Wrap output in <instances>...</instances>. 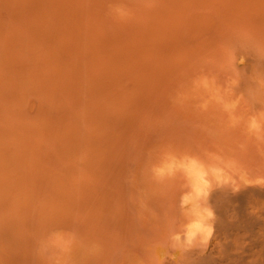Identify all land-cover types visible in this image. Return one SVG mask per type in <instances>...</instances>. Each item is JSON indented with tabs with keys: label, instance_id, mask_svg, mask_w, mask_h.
<instances>
[{
	"label": "bare ground",
	"instance_id": "1",
	"mask_svg": "<svg viewBox=\"0 0 264 264\" xmlns=\"http://www.w3.org/2000/svg\"><path fill=\"white\" fill-rule=\"evenodd\" d=\"M77 1L78 5L73 8L77 7L76 10H79L82 7L79 6L80 2L85 3L86 0ZM91 1L90 3L93 4L96 0ZM104 1L101 4V0L96 1L100 6L97 7L98 3L95 4L96 9L90 4L89 6L93 9L92 7L89 9L88 6L86 7L89 3L87 0L88 3L86 2L85 7L83 6L84 10L86 12L88 9L91 12L94 10L92 14L104 13L101 9ZM64 2L68 3L67 0H0V264H49L41 251L39 252L41 233L50 224L58 223L56 220L63 215L62 221L71 214L77 216L79 209H77L76 201L85 197L87 189H91L88 194L97 193V191L99 193L94 180L92 188L89 189L91 183L86 187L88 181L86 182L84 176L82 177V173H86L85 170L79 172L80 174L71 172L67 176L53 172L44 173L42 176L34 173L41 165H45L47 170L57 166L56 160L47 158L45 161L41 157H56L61 154H71L63 161V165L67 166L70 161H74L75 167L77 164L75 161L80 162L79 159L87 162L94 158L91 162L102 163V167L106 165L108 169V165L118 158L112 163L114 165L112 173H118V176L115 174L117 177L112 181L108 176L110 183L107 182V177L106 181L104 180L105 183H109V186L114 185V190L118 189L114 193V190L108 187L112 189L110 190L113 193L112 196L117 198L106 205L107 212L110 210L113 212L115 223L109 221L107 214L105 234L108 238L114 235L119 251L122 250L123 254L136 253L139 256L141 254L142 258H149L152 264H158V256H167L170 252L171 233L176 230V225L183 223L184 220L182 215L177 214L178 211L181 212L180 207L175 208L167 197L160 198L148 193L151 191L150 188L146 191L147 186L140 184L143 171L141 175L138 174L142 168L147 167L146 164L150 159L153 164L158 161V158H155L158 147L168 143L174 144L173 142L185 143L184 138L188 136L186 135L188 132L192 133V137L197 135L195 134L198 131L197 128L192 126L196 125L197 121L195 122L193 118L190 120L191 117L184 118L178 110L163 105L166 104L165 100L164 102L162 100L163 104L161 100L159 101L161 104L155 103L157 101L152 104L151 98H147L151 101L147 104L144 103L146 99L144 102L143 99L140 102L144 103V106L139 104V107L137 103V107L126 104L131 103L132 90L130 89L137 92L144 89L143 92L146 93V91H154V87H157L155 83L159 86L157 83L161 78L153 84L155 81L152 78L153 70L156 68L152 67L151 71L149 70L152 69L151 66L143 65L146 59L150 61L155 57L153 61H157V65L155 64L157 73L160 68L158 60L162 57L157 58L156 53L159 52L160 55L164 46L163 55L167 56V61L170 58L168 64L166 63L169 65L167 67L169 72L165 73L163 70L161 74L160 69L161 73L158 72V74L160 73L161 77L165 76V80L168 79L167 74L173 73L182 66L187 68L193 63L195 66L199 56L209 57L208 59H211L213 63L221 65V68L225 70L221 68L220 70L224 72L227 69L228 71L232 69L233 72V64H235L239 72V86L235 91L237 97H242L235 114L242 117L241 122L233 127L229 116L227 117L228 114L224 116L221 109L227 122L214 108L216 113H209L210 116L218 115V118L225 121L219 122L220 125L225 124L221 126L215 123L219 127L217 131L220 134L217 135L216 132L217 136L215 135L214 124H212L215 126L214 130L212 128L214 137L212 132L210 134L207 133L208 131L205 132L207 128L203 131L204 126L209 128L207 129L209 132L211 131V125L209 127L207 124L209 122L205 120L201 128L196 125L200 129L197 133L202 132L199 135L201 139L203 138L202 144L199 142L200 139L194 136L189 144L192 151L188 150L184 154L199 156L203 159L205 153L215 148L206 144L212 141L210 138L213 137V140L217 138L221 143L216 144L217 148L214 149L216 152L239 161L251 178L264 177V143L258 142L249 134L246 127L249 115L264 112V87L257 84L258 80H264V0H184L183 8L176 6V4L179 5L180 0L161 1L180 10L179 18L173 17L177 14L176 12L175 14L170 11V16L165 15L168 14V10L162 11L164 4H160L159 1L156 5L163 6L160 11L163 12L162 15H165L163 17L170 18V20L165 19V22L167 20L169 22L166 24L161 18L160 23L157 14L154 16L155 13H152L149 17L151 24L147 18L149 13L146 12L142 16V20L143 17L147 18L146 21H141V25V22L138 23L140 25L138 27L141 29L147 26L148 22L150 25L157 26L159 22L161 27L158 26L164 32L157 30L156 27V30L141 29L140 36L136 34L135 38H131L127 30V33L113 32L111 24L115 21L108 19L103 13V16L98 13L101 16L98 19L96 18L99 16L95 18L93 15V17L97 21H101L102 17L106 18L107 20L104 21L102 18V21L107 25L111 24L105 25V28H102L101 24L99 28L98 23L101 22L96 21V25L92 21L94 19H90L93 23L87 21L91 16H88V19L85 16L87 20L80 19L79 16L82 15L80 12L78 17H74L77 16L73 15L75 9L74 12L70 10L71 14H69L70 11L69 13L66 11L72 8L75 1L71 2L72 5L69 2L70 6H67L69 8L65 7L67 3ZM172 3L175 6H172ZM97 8L102 11L95 13ZM81 9L79 11L83 13ZM71 16L74 20L78 19L71 23ZM156 17L158 22L156 20L157 24H153ZM79 19L80 21L77 22ZM117 23L113 29L125 30L129 26L135 29L136 25L131 24L127 27ZM107 27H110L112 32H109L110 29ZM154 31L157 33L155 34ZM161 32L162 36H159ZM148 34L155 35L154 39L152 37L148 39ZM141 36L142 41L141 39L131 40ZM127 37L130 39H126ZM123 39L126 45L121 47L120 41ZM147 40L153 41V45L147 42L148 45L151 44L150 48L145 43ZM124 41L121 43H125ZM116 44L117 48H114ZM107 57L110 59L112 57L115 61L120 57L126 58L130 64V60L135 61L136 64L133 63V65L139 64L140 66L137 67L140 69L137 67V70L133 67L131 69L126 66L125 74L128 75L127 72L130 70H136L135 72L140 76L130 71L136 75V78L132 75L134 80L125 78L127 81L125 82L123 76L127 75H120L124 80L122 83L121 79L117 80V77H120L118 69H115V75L111 74L114 69V67L111 69L112 66L118 64H113L111 59L112 61L109 62L112 65L107 62V66H111L110 69L107 68L109 78L112 80L110 81L105 72L106 68H101L105 61L110 60ZM240 57L245 58V64L238 63ZM90 60L91 63L93 62L92 65L88 63ZM95 60L103 64L95 65ZM162 61L164 59H161L160 63ZM120 64L122 68L127 65L124 62ZM153 64L151 65L154 66ZM231 74L234 75V73ZM130 78L133 79V77ZM114 79L118 81L117 85H121L120 88H127L123 90V93L128 91L129 98L127 95L120 97L121 93L118 94V89H114ZM165 80L161 81L164 83ZM110 88L111 91H108ZM143 92L139 94L142 95ZM134 93L131 94L135 95ZM96 94L103 96L107 94V97L113 98V103L111 104L108 98L110 102L108 105L106 96L104 102H101L104 98H100L98 102L99 97L95 101ZM147 95L152 96L149 93ZM158 96L160 97V93ZM125 97L127 100L131 98L130 101L127 102ZM132 105L140 111L135 115L136 110L133 108V121H131L133 116L131 117L129 113ZM166 106L170 111L166 109ZM210 111L213 112L212 109ZM104 113L108 114L109 118L104 117ZM141 113L149 115V119L145 116L148 122L141 123L143 118H139L138 122V117L143 116ZM129 115L131 118L128 117ZM126 117L131 120H127ZM210 123H212L211 119ZM228 123L231 125L228 126ZM226 129H229L227 131L229 134ZM191 130L197 131H193L195 132L193 134ZM205 139L208 141L206 144L203 143ZM211 141L210 144L213 145ZM153 148V152L150 153ZM71 156H74L73 159L69 158ZM182 184L178 195L182 194ZM210 203L214 208L217 221L214 237L208 249L172 253L175 259L167 258L164 264H264V185L247 188L241 185V191L235 194L229 187L217 189L211 195ZM87 207L85 208L87 211L89 208L94 209L92 205ZM85 209L82 207L80 212L86 213ZM147 209H150L149 213ZM76 210L77 213L74 212ZM173 219L176 224L172 223ZM24 237H27L25 240L27 246L24 243ZM111 238L110 241H112ZM114 240L112 245L115 243ZM117 244H115L116 247ZM12 249H14V255H12ZM24 250H26L25 253ZM109 257L105 264L113 263L114 257H110L111 259Z\"/></svg>",
	"mask_w": 264,
	"mask_h": 264
},
{
	"label": "rangeland",
	"instance_id": "2",
	"mask_svg": "<svg viewBox=\"0 0 264 264\" xmlns=\"http://www.w3.org/2000/svg\"><path fill=\"white\" fill-rule=\"evenodd\" d=\"M68 1V3L67 2H64L66 5H65V7H67V6H70V5H72L71 4V2H74L75 1V3L77 2V4H73L72 5V8H73V6H75V5H78V1L77 0H71V2L69 1V0H67ZM81 1V0H80ZM79 1V2H80ZM93 1V0H92ZM91 1V2H92ZM96 1H99L100 2V0H96ZM95 1V2H96ZM104 0H101V2H100V4L103 2ZM159 1L161 2V1H163V0H105L104 1V3H103V5H101V9L102 10H104V13L103 14H105L107 17H108V19H111L112 21H115V23H120L122 26H127L128 27V25H131V24H136L135 26L134 25H132V26H134V28L135 29H132L130 26L128 27V28H126L125 30L124 29H113L114 28V26H116L115 25V23L113 24V22L112 21H110V22H112V24H113V26H112V24L111 23H108V22H106V23H108L109 25L111 24V29H112V31L114 32V31H120V32H126V30H127V32H129V36L131 37V38H135L136 36H134V35H136V34H138L139 36H140V30L141 29H148V30H150V29H154V30H156V28H157V30H159L160 29V31H163V29L161 30V28H159V26L161 27V25H159V22L160 21H162V19L161 18H163L164 19V21L163 22H165V19L167 18L168 20H170V18L169 17H163V16H165V15H167V16H170L171 14L169 13L170 11H171V13L172 12H176L175 14V16H173V17H177V18H179V15H178V13L180 14V10H177V9H175V8H173V7H171V5L169 4H164V3H160V4H164V8L162 9V11L163 10H168V14H165V15H162V13L163 12H161L160 11V9L163 7H160L161 5L159 4V5H156L157 3H159ZM165 1H169V0H165ZM171 1V0H170ZM174 1V0H173ZM175 1H177V0H175ZM179 1V0H178ZM69 2H70V5H69ZM82 2H84V0L82 1ZM86 2H87V0H86ZM85 2V3H86ZM89 2V3H88ZM88 4L86 5V7L88 6V8L89 7H92V6H89L90 4H92V3H90V0H88ZM93 2V6L95 5V4H97L98 2ZM85 3H81L80 2V4H79V6H84L85 5ZM166 3V2H165ZM169 3H171V2H169ZM175 3V2H174ZM99 5V3L97 4V7H100V6H98ZM96 6V5H95ZM94 6V8L96 9V7ZM172 6H175V5H173V3H172ZM176 6H178L177 8H179V7H181V8H183V6H185V2H184V0H183V2H181V0H180V3H179V5H177L176 4ZM81 7V8H82ZM85 7V6H84ZM83 7V9H81L82 11H83V13L81 12V11H79V10H76L77 9V7L76 8H69V7H67V8H69V9H67L68 11H66V9H65V11L66 12H68L69 13V11L70 10H73L72 12H74V9L77 11H75L76 12V14H74L73 13V15H77V16H74V17H78V15H79V12H80V14H82V15H80L79 17H80V19L81 18H84V19H86V17L85 16H87V19H88V16H91L90 18H89V20H87V21H89L90 23L93 21V22H95L96 23V21L97 20H95L94 19V17H93V15L95 16V18H96V16H99V17H97L96 19H98V18H100L101 16H103V14L101 13V12H98V11H100L98 8H97V11H95V13L96 12H98V13H100V14H102L101 16H100V14H92L93 12H94V10L91 12V10H87V12L84 10L85 8ZM103 7H104V9H103ZM159 7V8H158ZM123 9V10H125L126 11V13H127V15L126 16H124V17H121L120 15H118L117 14V12H116V9ZM92 9H93V7H92ZM101 10V11H102ZM71 11H70V13L69 14H71L72 13ZM146 12H148L149 13V16H147V18L149 19V17H150V15L152 14V13H155L154 14V16L156 15L157 17H159L160 19H159V22H158V20H157V17H156V19L153 21V24H157L155 21L157 20V22H158V27L157 26H153V25H150L149 24V22H148V25L147 26H143V27H141V29L138 27V26H140L141 24H142V22L141 21H143V20H145L146 21V19L143 17V20H142V16L143 15H145V13ZM90 13L92 14V15H90ZM165 13H166V11H165ZM84 14H86V15H84ZM182 14V13H181ZM104 15V16H105ZM152 16V15H151ZM72 17V16H71ZM73 18V17H72ZM72 18H70L71 19V23H73V22H75V20L76 19H78V18H75V20H74V18L72 19ZM102 18H104V17H102ZM102 18L100 19L101 21H99V22H101V23H98V21H97V23H98V27L100 28V26L102 27V28H105V25H107V24H105V22H103L104 20H107L106 18H104L103 19V21H102ZM80 19L79 20H77V22L78 21H80ZM92 19H94V20H91ZM152 19H154V17L152 18ZM151 20V18L149 19V21ZM167 20V22H169ZM92 22V23H93ZM104 23V25H103V23ZM141 22V23H140ZM151 22V24H152V21H150ZM155 22V23H154ZM167 22H165L166 24H167ZM94 23V24H95ZM97 23H96V25H97ZM117 23V24H118ZM138 23H140V25L138 24ZM161 23V22H160ZM99 24H101V25H99ZM147 23H145V25H146ZM164 24V23H163ZM166 24H164V25H166ZM169 24V23H168ZM95 25V27H97ZM109 25H107V26H109ZM119 25V24H118ZM122 26H120V28H122ZM167 26V25H166ZM156 27V28H155ZM108 29H110V27H107ZM106 28V29H107ZM116 28H119V27H116ZM123 28H125V27H123ZM111 29L109 30V32L111 31ZM139 29V30H138ZM166 29V27L164 28V30ZM132 30V31H131ZM134 30H135V32H137V33H135L134 32ZM142 30V31H143ZM111 31V32H112ZM141 31V32H142ZM108 32V31H107ZM126 32V33H127ZM139 32V33H138ZM155 32V31H154ZM164 32V31H163ZM149 33H152V31H149ZM157 32H155V34H156ZM153 34V33H152ZM160 34V33H159ZM164 34V33H163ZM137 35V36H138ZM142 35V34H141ZM149 35V34H148ZM132 36H134V37H132ZM147 36V35H146ZM159 36H162V32H161V34L159 35ZM130 37L128 38H126V39H130ZM148 37V36H147ZM153 38V37H155V35H149V37H148V39L149 38ZM139 39H141L140 41H142V36L139 38V37H137L136 39H131L132 41L133 40H136V41H138ZM154 39V38H153ZM153 39H151V40H153ZM121 41H124V39L123 40H121ZM121 41H120V45H121V47H123L124 46V44L126 45V41H124L125 43H121ZM150 42V40H147V41H145V43L147 44V42ZM150 43H152V45H153V41H151ZM117 44H119V43H117ZM117 44H116V46L114 47V48H117ZM149 44V43H148ZM147 44V46H149V48L151 47V44L150 45H148ZM115 45V44H114ZM119 45V46H120ZM118 46V47H119ZM160 49H161V47H159ZM164 48H165V46L164 47H162V49L164 50ZM160 49H158V50H160ZM161 49V52H162V55H161V52H160V55H159V52L158 53H156V56H158L157 58H159V56H161L162 58H159L160 60H158V66L160 65V68L158 69V72H160L159 70L161 69V72L164 70L165 71V73L167 72H169V70L167 69V67H169V65H166V63L168 64V62L170 61V58H168V61H167V56H165V55H163V52L165 51H163ZM158 50H156V51H158ZM141 53H143V51L141 52ZM158 54V55H157ZM165 54V53H164ZM163 56H165V57H163ZM107 58H109L110 59V57H107ZM118 58V57H117ZM209 58V57H208ZM208 58H206L205 56H199L197 59H196V65L195 66H193L194 65V63H193V65L192 66H189V67H187V68H184L183 66L182 67H180V68H178L177 70H175L173 73L171 72V73H169V75L167 76L166 75V77L168 78V79H164L165 78V76H163V77H161L160 75L161 74H163V72L160 74H158V72L156 73L155 71H156V69H157V67H156V65H157V61L155 62V61H153V60H155L156 58L154 57V59L152 58V60H148V59H146L147 61H146V63H144V65L143 66H151V68L152 67H155L156 69H154L153 70V68L152 69H149V70H153V72H154V75H153V77L152 78H154L153 80H155V81H153V84L155 83V82H157V79H158V81H159V79H160V81L157 83V84H159V86L158 85H156V83H155V86H157V87H154L155 89H154V91H146V93H144L143 91H145L144 89L141 91V92H143L142 93V95L141 94H139V93H141L139 90V92H137L136 90L135 91H133L134 89H130V90H132V94L134 93L135 95H132L131 93H130V96H131V103H129L128 101H130V99H126V97H125V99L127 100V102L128 103H126V104H133V105H136V103L138 104V107H139V104H140V106L142 105V106H144V103H147L148 104V102L150 101L152 104H155V103H157V104H161L162 103V100H163V102H164V100H165V102H166V104L164 103H162L163 105H167V106H170L169 108H173V109H176V110H178L179 111V113L184 117V118H186V117H191V118H189L190 120H192V118L195 120V122L197 121V123H196V125L197 126H199L200 128L202 127V125L204 124V122H206V121H208L209 123H207V124H209L208 126L210 127V125H211V131L209 132V130H207V129H209L208 127H206V126H204V128H203V131L205 130V128H207L206 130H205V132H207V133H211L212 134V136L214 137L215 135H216V132H217V135H219L220 134V132H219V134H218V131H217V128H219L218 126H216V124L215 123H217V125H218V123L219 122H225V121H222L220 118H218V115H214V116H216V117H214V116H212L213 117V119H212V117L210 116V114L209 113H216V111H215V109L214 108H216L217 109V111L222 115V117H224V116H226V113L225 112H223L224 113V116H223V114L221 113V107L219 106V105H217V104H215V103H210L209 104V107L207 108V110H202L200 107H199V105L203 102V100L204 99H207V93H205L204 92V90L203 89H201V88H199V87H196L195 86V84H194V81H197L199 78H201V77H203V76H209V77H215L216 79H217V82L219 83V84H223L224 83V81L226 80V79H228V78H230V77H232V76H234L233 74H231V73H233L232 72V69L231 70H229V71H231V73L228 71V69H227V71H223V70H225V69H223V68H221V65H219L218 63H213V61H211V59L209 60ZM114 61H112V60ZM111 59L110 60H108V61H105L106 63H102L104 66L102 67L101 66V68H106L105 69V72H106V75H107V78L110 80V81H112L110 78H109V75H108V72H107V68H109L110 69V65H109V67L107 66L108 64H111L110 62L112 61V63L113 64H116V63H118V64H116V65H114V66H112V68L111 69H113V67H114V72H112L111 71V74H114L115 75V69H118V73H120L119 75L118 74H116V75H118V76H120V75H127V74H125V71H127L126 70V66L128 67H131V69H132V67L134 68V69H136V67L137 66H140L139 64L136 66V65H133V63L134 64H136V62L135 61H129V62H131V64L130 63H128V60L125 58H123L122 59V57H120V58H118L117 60L119 61V62H116L112 57H111ZM161 59H164V61H167V62H165L164 63V61H162L161 63H160V61H161ZM120 60L122 61V62H120ZM126 62H125V61ZM92 61H94V60H92ZM110 61V62H109ZM145 61V60H144ZM172 61V60H171ZM90 62V63H89ZM101 62V61H100ZM99 61L97 62V60H95V65H98L99 63H100ZM107 62H109L108 64H107ZM125 63V64H127V65H125V67L124 68H122L123 66L120 64V63ZM172 62H174V61H172ZM88 63H89V65L91 64H93V62L91 63V60L90 61H88ZM87 63V64H88ZM154 63V64H153ZM101 63H100V65H102ZM121 65V67H120V65ZM151 64H153L154 66H152ZM156 64V65H155ZM163 64H165L166 66H162ZM218 64V65H217ZM112 65V64H111ZM124 65V64H123ZM119 66V67H118ZM139 67H137V69H138ZM146 68H148V67H146ZM150 68V67H149ZM220 68L221 69H223V70H220ZM136 69V70H137ZM140 69V68H139ZM128 70H130V68H128ZM135 70V71H136ZM130 71H132V70H130ZM130 71H128L127 73H128V75L127 76H129V73H131L130 74V76L129 77H133V79H129V77H125V76H123V77H117V80H118V78L119 79H121V81H122V83L124 82V80H125V78H128L127 80H134V76H135V78H136V75H134L133 73L135 72L134 70L132 71V72H130ZM137 72V71H136ZM135 72V74H138V76H140L139 75V73H136ZM116 73H117V71H116ZM230 73V74H229ZM132 75H134V76H132ZM165 75V74H164ZM110 77H111V75H110ZM106 78V79H107ZM124 80H123V79ZM107 79V80H108ZM93 80V79H92ZM116 79H114L113 81H115V84L113 85V86H115L114 87V89H118V94L119 93H121V95H120V97H122V95H127V98H129V93L127 94V92H124L123 93V90H127V88H124V89H122V87L120 88L119 86H121V85H117L116 83H118V81H117ZM161 80H165V82L163 83V81H161ZM151 81V82H152ZM125 82H127L126 80H125ZM148 82V81H147ZM163 84H162V83ZM149 83V82H148ZM160 85H163V86H160ZM90 86H93V85H90ZM95 86V85H94ZM165 87V88H164ZM159 88V89H158ZM161 88H164V89H161ZM156 89H157V91L160 93V97L158 96L159 95V93L156 91ZM108 89H106V92H108V91H111V88L107 91ZM129 90V89H128ZM147 90H149V89H147ZM151 90H153V89H151ZM236 90V89H235ZM234 90V91H235ZM105 91V90H104ZM114 91V90H113ZM112 91V92H113ZM155 91H156V93H155ZM106 92H104V93H106ZM111 92V93H112ZM153 92V93H152ZM111 93H109V94H111ZM117 93V92H116ZM149 93V95H152V96H149L148 97V94ZM155 93V94H154ZM156 94H158L157 96H156ZM107 94H105V96H106ZM154 95V96H153ZM236 95V96H235ZM105 96H103L102 94L101 95H99V94H96L95 96H94V100L95 99H97L98 97V99L97 100H99L98 102H100V98H104L101 102H104L106 99L108 100V98H110V100H111V104L113 103V98H111L110 96L109 97H107L106 96V99H105ZM112 96V95H111ZM137 97V99H135V97ZM143 96H145V98L143 97ZM237 97V93H236V91H235V93H234V95L232 96V97H230V99H234L235 97ZM124 97V96H123ZM122 97V98H123ZM141 97H143L142 99H141ZM141 100H140V99ZM147 98H151L150 100L149 99H147ZM135 101H134V100ZM144 99V100H143ZM145 99H146V101H145ZM236 99V98H235ZM106 100V102L108 103L109 102V100L107 101ZM124 100V99H123ZM122 100V101H123ZM126 100L125 101H123L124 103L126 102ZM136 100H139L138 102H136ZM143 100V102L144 103H142V102H140V101H142ZM161 100V103L159 102ZM96 101V100H95ZM155 101H157V102H155ZM134 102H135V104H134ZM140 102V103H139ZM149 102V103H150ZM153 102H155V103H153ZM159 102V103H158ZM110 104V102L108 103V105ZM132 105V107H131V110H132V112H131V110H130V114H131V117L133 116L132 114H133V108H135V107H137V105L134 107ZM166 106V109L168 110V111H170L169 110V108ZM111 107V106H110ZM219 107V108H218ZM138 109V108H137ZM210 109H212L213 110V112H211L210 111ZM134 110H136V108L134 109ZM172 110V109H171ZM138 112H140V111H137L136 110V114H135V112H134V114L135 115H137V113ZM112 113V112H111ZM111 113H110V115H111ZM146 113V112H145ZM140 114L142 117H138V122H139V118H143L140 122L141 123H143L142 121H147V120H145L146 119V117L149 119V115L148 114ZM219 113H217V114H219ZM113 114V113H112ZM219 114V115H220ZM108 115V114H107ZM105 113H104V117H106V118H109L108 116H107ZM113 116V115H112ZM146 116V117H145ZM128 117H130V115L128 116ZM128 117H126V119L127 120H131V119H128ZM130 117V118H131ZM137 117V116H136ZM227 117H228V115H227ZM110 118H112V117H110ZM225 118V117H224ZM210 119L212 120V123H210ZM134 120V116H133V119L131 120V121H133ZM193 120V121H194ZM206 120V121H205ZM225 120L227 121V118H225ZM230 120V119H229ZM135 121H137V120H135ZM148 122V121H147ZM191 122V121H190ZM228 122V121H227ZM131 123H133V122H131ZM140 123V124H141ZM193 123V122H192ZM212 124H214L215 126H216V128H215V126H212ZM222 124H224V123H222ZM221 124V125H222ZM196 125H192V126H195V128H197V130H191L192 132L193 131H197V132H200L199 130L200 129H198L199 127H197ZM201 125V126H200ZM206 125V124H205ZM219 125H220V123H219ZM220 125V126H221ZM225 125V124H224ZM231 125V124H230ZM229 125V123H228V126H230ZM227 126V127H228ZM226 127V126H225ZM130 128H132V126L130 127ZM129 128V129H130ZM135 128H137V126H135ZM193 128V127H192ZM195 128H193V129H195ZM212 128H213V130H214V128H215V135H214V133H213V130H212ZM231 128V127H230ZM131 130V129H130ZM229 130V129H228ZM227 129H226V132L228 131ZM190 131V132H191ZM220 131H225V130H220ZM195 132H193V134L195 133ZM195 133V134H197V135H194V136H197L196 138H198V140H199V142L202 144V140H203V138L201 139L200 137H199V135L202 133H200V134H198V133ZM205 132H203L204 134H206ZM208 134V135H209ZM227 134H229V132H227ZM186 135H188V136H186L185 138H184V140H185V143L184 142H181V143H175V142H173L174 144H172V143H168V144H163L161 147H158L157 148V152L155 153L156 155H158V156H156L155 155V158L157 157L158 158V161L155 163V164H153V161H151V159L148 161V164H146L147 165V167H144V168H142V170L141 171H139V174L138 175H141V173H142V171H143V175H141L142 176V178H141V176H140V178L142 179H140V181H142V182H140V184H142V185H146L145 187L147 188V189H145L146 191H149L148 189L150 188V192H148V193H151L152 195H155L156 197H160V198H164V197H167L171 202H172V204H174L175 205V208H178L179 207V205H180V197H181V195H178V193H179V188H180V185L183 183V177L182 176H177L175 179H171V180H159V179H157L154 175H153V172H152V169L154 168V167H156V166H158L159 164H160V162H161V160H162V158L165 156V154H167V153H175V154H177V155H182V154H184L186 151H188V150H191L192 151V148H190L189 147V144H190V139L193 141V137H192V133L190 134L189 132L186 134ZM203 135V134H202ZM216 135V136H217ZM203 136H205V135H203ZM202 136V137H203ZM207 136V135H206ZM205 136V137H206ZM211 136V137H212ZM204 137V138H205ZM213 137L212 138H210V139H212V143H213V145L212 144H210V141H209V143L208 144H206L208 141V138H207V140L206 141H203V143H205L206 145H208V146H212V148L213 147H215L214 149H216L217 147H216V144H219V143H221V142H218V139L216 138L215 140H213ZM195 139V138H194ZM197 140V139H196ZM198 140H197V143H198ZM188 141V142H187ZM196 143V144H197ZM199 143V144H200ZM181 144V145H180ZM204 145V144H203ZM198 146V145H197ZM202 146V145H201ZM200 148H202V147H200ZM206 148H207V146H206ZM214 149H212L213 151H215ZM153 150H154V148L153 149H151L150 150V153L151 152H153ZM211 150V151H212ZM218 150V149H217ZM210 151V150H209ZM210 151V152H211ZM216 152V151H215ZM69 155H71V154H67V155H64V154H61V155H59V156H54V157H41V159L42 160H47V158H51V159H53V160H56L58 163L56 164L57 166H55V168H52V170H47L46 168H45V165H41V167H39V169H37L36 170V172H34L35 174H41V176L44 174V173H46L47 174V172H48V174H51V172H53L54 174L56 173V174H61V175H64V176H67L68 175V173H71V172H74V174H80L79 172H82L83 170H85V172L86 173H82V177L83 178H85L84 180L87 182L88 181V184L86 183V187H87V185H89V183H91L90 185H91V187H89V189L90 188H92V184H93V182H95V184H96V187L99 189V193H98V191H97V193H89L88 194V192H90L91 191V189L90 190H88L87 189V191L88 192H85V197H81V198H83L82 200L80 199V201L79 200H77L76 201V203H77V206H78V208L77 209H79V213L77 214V216L75 215H69V217L67 216V218H65L66 220H64V218H63V221L61 220L62 219V217H64V215L62 216V217H60L59 218V220H56V221H58V223L56 222V224H50L49 226H47L46 228V230H44L42 233H41V238H40V240H39V244H40V250H39V252L41 251V247H42V244H43V242L44 241H46L48 238H49V236L52 234V233H54V232H63V233H69V234H72V236L74 237V243H73V246H72V250H71V253L70 254H68L67 256H65V257H63V259H62V261H61V264H105V262H106V260L108 259V257H109V255H110V257H114V258H112V260H113V263L112 264H152L151 262H150V260H148L147 258H145V257H141V254H140V256L137 254L136 255V253L134 254V253H128V254H123V252H122V250H120L119 251V247H118V244L116 243V241L114 240L115 238H114V235H112V238H111V240L113 241H115V243H113V245L115 246V244H117V247L115 246H113L112 245V241H110V238H108L107 236H106V231H105V224H106V222H107V220H106V218H107V214H108V216H109V221L112 223L113 222V224L115 223V221H114V215H113V212L110 210L109 212H107V210H106V208H107V204H111V201H112V199H116L117 197V195L115 196L116 198H114L112 195H113V193L110 191V190H112L113 188H114V182H113V186L111 187V186H109V183H110V181H112L113 180V178H116L118 175V173H112V172H114L113 171V161L114 160H118V158L117 159H114L109 165H108V169H107V166L105 165L104 167H102L103 166V164L102 163H100V164H97V162L96 163H93V162H91V161H93L94 160V158H91L89 161H87V162H82V160L81 159H79L80 160V162H77V161H75L77 164H76V167H75V163H74V161H70V163H69V165H67V166H64L63 165V161L64 160H66V159H68L67 158V156H69ZM73 157L74 156H71V157H69V158H71V159H73ZM53 160H50V161H53ZM117 162V161H116ZM41 163V162H40ZM115 163V162H114ZM100 165V166H99ZM116 168V167H115ZM117 171V169L115 170V172ZM115 174L117 175V176H115ZM115 177H114V176ZM90 176H92V178L90 177ZM111 177L110 179V181L108 180V178L109 177ZM90 177V178H89ZM107 177V182H109V183H105V178ZM137 178H139V177H137ZM94 180V181H93ZM105 180V181H104ZM90 181V182H89ZM93 181V182H92ZM112 183V182H111ZM139 183V182H138ZM89 185V186H90ZM108 187H111L112 189H108ZM144 187V188H145ZM109 191H108V190ZM115 189V188H114ZM113 189V190H114ZM104 190H105V192H104ZM118 189H116V190H114L113 192L114 193H116L115 191H117ZM107 192V193H106ZM109 192H110V194H109ZM106 193V194H105ZM84 194V193H83ZM82 194V195H83ZM112 196V197H111ZM75 198V197H74ZM78 201L80 202V203H78ZM110 201V202H109ZM75 203V204H76ZM84 205H86V206H84ZM91 205H92V208H94V209H92L93 210V212H92V210L89 208V210L87 211V209H85V208H88L87 206H90L91 207ZM80 206V207H79ZM94 206V207H93ZM82 207H84V209H85V211H87L86 213H88L90 210V212H91V214H86V213H82V211L80 212V209L82 210ZM110 207H112V206H110ZM75 208V209H76ZM148 210V209H147ZM84 210H83V212H85ZM115 211V210H114ZM75 213H77L78 211L76 210V211H74ZM150 212V209L148 210V212L147 213H149ZM73 213V212H72ZM81 213V214H80ZM110 213V214H109ZM74 214V213H73ZM177 214H180L181 215V212L180 211H178V213ZM67 215V214H66ZM112 216V217H111ZM60 222V223H59ZM30 235V234H29ZM28 235V236H29ZM27 236V237H28ZM27 237H24V243H25V245L27 246V243H26V238ZM114 248H116V249H114ZM118 248V249H117ZM25 251L26 250H24V253H25ZM12 252H13V254L12 255H14V249H12ZM41 253H42V251H41ZM43 255V257L48 261V263L49 264H56V262L53 260V259H50L49 258V256L47 255V254H42ZM142 256H144V255H142ZM109 257V258H110ZM148 257V256H147ZM111 259V258H110Z\"/></svg>",
	"mask_w": 264,
	"mask_h": 264
},
{
	"label": "clouds",
	"instance_id": "3",
	"mask_svg": "<svg viewBox=\"0 0 264 264\" xmlns=\"http://www.w3.org/2000/svg\"><path fill=\"white\" fill-rule=\"evenodd\" d=\"M116 12L121 17L127 15L123 9L118 8ZM245 62L244 57L238 60L240 65ZM233 73L234 76L226 79L223 84H219L214 76H203L194 81V84L208 94L207 99H204L199 107L207 110L210 103L219 105L223 112L228 114L232 126L235 127L242 120V117L235 114L242 97L230 99L239 86V72L235 64H233ZM257 84L264 87V80H258ZM246 127L249 134L258 142L264 143V112L249 115ZM152 172L159 180L175 179L178 175L184 180L179 205L184 222L176 225V230L171 233L170 252L167 256L159 255L158 264H164L167 258L175 259L172 253L208 249L214 237L217 221L210 203V197L215 190L229 187L235 194L241 191V185L245 188L264 185V177L251 178L239 161L218 152H207L203 159L195 155L167 153ZM172 223L176 224V221L173 219ZM73 243L72 234L54 232L43 242L41 251L56 264H61L63 257L71 253Z\"/></svg>",
	"mask_w": 264,
	"mask_h": 264
}]
</instances>
